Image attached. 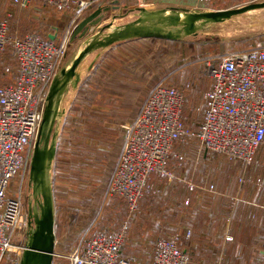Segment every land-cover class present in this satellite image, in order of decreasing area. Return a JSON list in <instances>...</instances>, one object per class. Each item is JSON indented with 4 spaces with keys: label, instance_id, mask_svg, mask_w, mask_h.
Here are the masks:
<instances>
[{
    "label": "rangeland",
    "instance_id": "1",
    "mask_svg": "<svg viewBox=\"0 0 264 264\" xmlns=\"http://www.w3.org/2000/svg\"><path fill=\"white\" fill-rule=\"evenodd\" d=\"M33 1L35 0H32L28 7L21 8L27 16H32V19L27 21V26L30 25V27L26 28V31H44L47 26L56 25L58 20L55 18L59 15L60 10L51 8L43 2H34V4ZM77 1L79 0H74L68 8V12L71 10V14L66 16L69 25L78 16V20L81 21L80 27H83L87 21L81 18H85L87 12L90 13L94 6L103 8L101 9L103 18H106L108 13H112L113 17L106 23L122 24L135 18L138 7L216 10L236 8L262 0H167L169 3L163 4H149L144 2L146 0H81L87 4L80 10H77V7L74 8V4L76 6L78 4ZM3 2L5 5L3 10H6L8 14L14 13V9L11 8L13 4L7 8L10 0ZM72 6L74 10L71 8ZM3 10L0 11L1 14H3ZM62 11L63 14H67L65 10ZM5 18L8 19V17ZM24 21L18 25L21 26ZM14 27L16 29L14 31L17 32V25ZM80 27L73 37L71 34L68 35L69 43L66 55L59 62L58 67L63 64L66 57L77 50L84 39L78 40L81 37ZM95 29L88 28L87 35L92 34ZM144 42L146 44L142 47L118 44L91 53L80 66L81 76L76 88L71 89L65 96L64 115L58 124L56 160L53 162L52 168V185L55 196L53 264H71L70 256H75V250L79 246H84L87 239L93 234L117 230L123 224L128 226V232H126L120 252L121 260L127 264H150L154 256L155 242L158 241L155 239L158 237L175 238L173 240L181 248L184 247L181 246L182 241L190 240L191 235V230L184 225L196 222L197 234H204L205 228L214 225V223L209 225L206 223V226L205 222L197 224L199 219H203L207 215L199 210L200 207L188 205L186 200L182 205L179 200L173 199L174 193L171 190L165 192L167 188L163 189L166 180H160L158 177L160 185L163 183L161 188L155 191L159 196L149 197L147 198L149 201L146 202L145 199L140 200L137 209L130 215L123 206L122 199L108 189L109 181L124 147V126L133 122L139 112L137 108L149 90L157 83L163 82L167 86L182 91L184 107L190 105L193 93L186 86L188 76L193 72L204 74L209 86L204 61L228 50H240L255 44L264 45V8L233 16L221 23L209 26L206 30L184 41H176L177 43H156L153 40ZM11 63L7 62L9 67L11 66L12 70L10 68V71L12 72L14 66ZM208 89L203 94L204 97L202 95L203 105ZM73 103L80 104L81 114L69 116V110ZM93 110H97V113H94ZM186 119H188L187 111L182 114V122L186 128H191L189 124H186ZM189 128L187 129L190 130ZM183 141V144L188 142L187 138ZM174 145L175 141L171 144V154L166 160L164 174L157 172L158 174L169 176V164L172 162L171 169L181 168V171L187 173V180L191 178L195 182L198 180L203 183L207 182L209 177L206 178L205 171L201 175H198L199 172L193 171L207 166V171L217 169L222 172L223 169H227L233 173L230 175L232 178L234 173L238 174L235 175V182L253 183L252 186H247L252 190V196L253 188L258 190L264 185V179H262L264 175L261 177L256 171L257 168H264V148L259 151L256 149L253 159L250 162L242 163L237 160L230 161L224 155L218 154L219 157L216 156V153L207 154L208 151L206 152L200 142H198V146L201 150L198 148L197 151L191 146L190 155L187 150V156L184 155L183 158L177 149L174 151ZM203 151L206 152L204 156L202 155ZM176 157L181 159H176ZM212 160L214 161L212 162ZM192 173L194 176H191ZM214 175L217 178L214 177L213 182L208 180L209 183L205 186L194 182L188 184L189 186L195 184L197 190H202L200 194L206 193V196H211L215 193L214 184L223 178V174L221 176ZM150 176L149 173L148 178ZM168 183L172 187L173 182ZM256 183L257 186H254ZM144 193L147 194V192ZM16 194L20 195L23 211L27 214V200L30 197L27 181L22 184L20 194L19 192ZM185 196L188 199L187 195ZM156 197L161 198L158 200ZM232 197L234 203L239 198L237 193H233ZM157 201L159 203L164 201L169 207L168 210L171 203L175 202L177 208L181 210L180 222H177L176 214L159 210ZM232 219L225 224L220 223L223 225V234L221 233L220 239L208 238L210 241L206 244L207 241L201 238L203 243V246H200L201 249L207 250L209 246H212L211 248L215 250L230 252V255L233 253L238 264L240 262L252 264L253 260L257 264H264V230L260 231V225L254 223L252 219L245 223H233ZM198 225L200 226L198 227ZM188 230L190 231L187 232ZM176 232L181 236V240L172 236ZM24 244L25 236L22 234L13 247V251L9 253L11 256L7 257L9 264H18L19 256H21L19 249L24 247ZM185 247L187 248V246Z\"/></svg>",
    "mask_w": 264,
    "mask_h": 264
},
{
    "label": "built area",
    "instance_id": "2",
    "mask_svg": "<svg viewBox=\"0 0 264 264\" xmlns=\"http://www.w3.org/2000/svg\"><path fill=\"white\" fill-rule=\"evenodd\" d=\"M31 1L10 3L26 8ZM35 1L57 10H67L74 2ZM77 3L78 10L87 4ZM8 29V20L0 19V56L9 49L14 61L12 72L11 67L0 72L11 80L0 84V259L10 257L20 235L25 236L27 214L20 195L10 193L20 194L27 181L45 97L69 43L66 34L55 43L37 33L13 37ZM204 67L209 89L197 132L182 122V91L163 82L149 90L133 122L124 126V147L108 189L122 199L130 215L137 209L148 174H164L171 144L177 139L196 137L205 150L242 163L250 162L264 142V45L228 50L204 61ZM126 232L128 226L123 224L117 230L93 234L70 256L71 264H127L120 258ZM173 239H158L150 264H188V255Z\"/></svg>",
    "mask_w": 264,
    "mask_h": 264
},
{
    "label": "water",
    "instance_id": "3",
    "mask_svg": "<svg viewBox=\"0 0 264 264\" xmlns=\"http://www.w3.org/2000/svg\"><path fill=\"white\" fill-rule=\"evenodd\" d=\"M260 8H264V0L216 10L138 7L134 19L122 24L105 23L82 40L77 50L66 57L56 70L45 97L28 171L27 230L18 264H53L55 207L52 168L58 124L64 115L65 96L80 81L82 62L95 51L133 39L184 41L211 25ZM48 37L52 40L54 35Z\"/></svg>",
    "mask_w": 264,
    "mask_h": 264
},
{
    "label": "crops",
    "instance_id": "4",
    "mask_svg": "<svg viewBox=\"0 0 264 264\" xmlns=\"http://www.w3.org/2000/svg\"><path fill=\"white\" fill-rule=\"evenodd\" d=\"M3 1L4 0H0V11L1 12L3 9H5V5H4ZM34 2L38 3V1H33L32 3H34ZM144 2H147L149 4H163L165 2L167 3L168 1L167 0H146ZM10 6H12V4L8 3L7 8ZM75 7H77L76 4H74V8ZM11 8L14 9V13L8 14L6 12V10H3V14H1V12H0L1 17L4 15V17H2V18L0 17V19H4L5 17H8V19H7L8 24H9L8 30L15 32L14 30H16V29H15L14 25L15 26L17 25V30L19 32L16 35L18 37H22L28 33H32V32H28V31L26 32V28L28 29L27 21L31 20L32 16L31 15L27 16L26 12L21 10V8L16 4L13 5ZM71 8L73 9V6ZM101 9H103V8H101V7L99 8L96 6L92 7V9L90 10V13L87 12L86 17L85 18L83 17L84 19L81 18L82 20L86 19V21H87V23L83 27L82 26L80 27L81 21L78 20V18H79L78 16H76V19L72 20L71 24L69 25L68 18L66 15L69 16V14H71L70 13L71 10H69V12H68V9L65 10L67 14H63L64 12L62 10H60L59 15L55 18V20H58L57 24L47 26V28H46L47 30L45 29L46 32L44 30V31H41L40 33H37V34H39L41 37L47 38V39H49V37H48L49 35H54V38L51 41H53L55 43H59V41L61 40V38L64 34H66L67 36L69 34H71L73 37V35H75L77 33L78 28L80 27L79 34L81 37L78 38V40L81 41V38L83 39L87 36L86 32H87L88 28L92 27L94 29L95 28L97 29L100 26H102L103 24H105L106 21L110 20L113 17L112 13H108V16L106 18L101 17V15H103ZM17 10H18V13H17ZM6 15H8V16H6ZM24 19H25V21H24ZM23 21H24V23L21 26H19L18 24L22 23ZM76 22H78V23L76 24ZM49 29H51V31H48ZM13 37H15V36H13ZM124 43L125 42H122L119 44H124ZM116 45H118V44H116ZM0 57L2 58L0 60V72L5 67H9L7 62L8 63L12 62L11 65L14 66V61L11 57V54L9 53V49H6ZM193 73L195 74V72H193ZM196 74L198 75L199 72H197ZM10 82H11V80L7 75L5 76V75L0 74V84H8ZM191 83H192V86L190 84L186 85L187 87H189L190 90H192L191 93H193L192 94V96H193L192 97V103L190 104V109L192 110L193 107H195L193 111H197L201 114L198 122H196L197 128L195 129V131L197 132L198 127H200V125H199L201 123L200 121H202V118H203V112H202V106H203L202 100L204 97L203 94L206 93V90L209 88V86H208V82L204 78H202V80L195 78ZM202 95H203V97H202ZM192 104H193V106H191ZM139 107H140V105H139ZM139 107L137 108L138 110H139ZM187 108H188V106L183 108L182 114L186 112ZM135 113H136V111H135ZM187 113L189 116V112H187ZM187 121L190 123V121H192L191 117L190 118L188 117ZM194 122H195V120L191 123L192 126H193ZM191 131H193V130L191 129ZM185 138H187L188 142L183 144V142H184L183 139H185ZM196 139H197L196 137H182V138L177 139L175 141L174 151L177 149L178 150L177 152L181 153L183 158H184V155L187 156V154H186L187 150H188V154L190 155L191 146L194 147L195 150L198 151V148H199L198 142L199 141ZM262 144H264V143H262ZM203 152L204 153L202 155L204 156L205 153L207 152V150H206V152L205 151H203ZM208 153H210V151H208L207 154ZM216 156H219V155L216 154ZM176 159H181V158L176 157ZM229 160L231 161V159H229ZM213 161L214 160H212V162ZM232 161H234V160H232ZM171 163L169 164V172H170L169 176H165V175L163 176L162 174H158L157 172H151L150 173L151 176L148 178V181H147L148 186H146V189L144 191V192H147V194H145L143 192L141 197L138 200V203L140 202V200L145 199L144 201L146 202V201H149V200H147V198H149V197L159 196L158 192H155V191H157L158 188H161V185L163 183L160 185V182L157 180V177L160 180H163V181L166 180L167 182L165 181L163 189L165 190V188H167V190H165V192L171 190L175 196L173 199L179 200L180 204L182 203V205L185 204V200H186L188 202V205H191L194 207H200L199 210L203 211L207 215V216H204L205 218L199 219L197 221V224H202L203 222H205V225H206V223L209 225L211 223H214V225L211 226L210 228H205L203 230L204 234H197L196 233V230H197L196 222H191V223H189V225L188 224L184 225L191 230L190 240H187L188 245H187V243L185 244V246H187L186 249L191 254V260H189L188 264H238L236 262L238 260L236 259V257H234V255H232L233 253H231V255H230V252H224V251L221 252L218 249L215 250L214 248H211L212 246H209L207 250H203V249H201L202 247H200V246H203L202 240H206L207 241L206 244H207L210 241V239L208 240V238L220 239L222 237L221 233L223 234V225H221V224H225V222L226 223L229 222L232 218H233L232 219L233 223H240V222L245 223V222L251 221V219H252L254 221V223L260 225V228H261L260 231L264 230V228H262V227H264V185H262L261 188L258 190L253 188V196H252V190L250 189V187H247V186H249V185L252 186L253 183L252 184H246L245 182H243V183H240L239 181L235 182V179H236L235 175H238V174L234 173V177L232 178V177H230V175H232L233 173L227 171V169H225V170L223 169L222 172H221V170L217 171V169L215 171H213L214 169H209L207 171V169H208V168H206L207 166H205V167L202 166L201 168H198L197 171L193 170L194 172H199L200 174H198V175L203 174L204 171H205V173H207L206 178L207 177H209V178L207 179V182L204 181V183H203L201 180H198L197 182L192 181L191 178H190V180H187L188 179L187 173H185L184 171H181L180 170L181 168H178V167L171 169ZM256 171H257V174H259L260 176L264 175V168H261V167L257 168ZM214 174H216V175L218 174L220 176H221V174H223V178L220 179L216 184H214L215 193L211 196H209V195L206 196L207 195L206 193L200 194V192L202 190L201 191L197 190V187L195 184L192 183L193 185H190V186L188 184L189 182H194V183H198V184L205 186L209 183V181H211V182L214 181V179H213L215 177ZM239 175H240V173H239ZM191 176H194V174L192 173ZM215 178H217V177H215ZM262 179H264V177H262ZM168 182H173L171 184L172 187L169 186ZM256 182H257V180H256ZM152 183L155 184V187H153ZM257 183L254 186H257ZM190 187H192V188H190ZM233 193H237V195L239 196L238 200H236L235 203L233 201L234 196L232 197ZM185 195H187L189 200L186 198ZM240 196H241V200H240ZM156 198L159 200L161 197H156ZM181 200H183V202H181ZM122 204H123V202H122ZM176 205L177 204L175 202H174V204L171 203V207H170L171 210L170 209L168 210L169 207L167 206V204L164 201L160 202V203L157 201V206H158L159 210H161V211L166 210L167 212L169 211L170 213H173V215L176 214L175 217H178L177 222H180L179 219H181V217L179 215L181 214V212H180L181 210H179V208H177ZM123 206H124V204H123ZM240 207H241V209H240ZM184 221H186V220H184ZM182 222H183V220H182ZM199 226L200 225H198V227ZM190 230H188L187 232H189ZM172 236L173 237L176 236L177 238L181 239V236L177 232ZM161 238H166V237L160 236L157 239H155V241L158 239H161ZM201 238H203V239L200 240ZM156 243H157V241L155 242V246H156ZM155 246H154L153 253L155 252ZM240 264H244V263L240 262Z\"/></svg>",
    "mask_w": 264,
    "mask_h": 264
},
{
    "label": "trees",
    "instance_id": "5",
    "mask_svg": "<svg viewBox=\"0 0 264 264\" xmlns=\"http://www.w3.org/2000/svg\"><path fill=\"white\" fill-rule=\"evenodd\" d=\"M30 27V25L28 26V28ZM27 32V31H26ZM28 32H32V33H40L41 31L39 30H32V31H28ZM8 33H9V35H11V36H15V37H18L16 34H18V30H17V32H13V31H9L8 30ZM14 33V34H13ZM46 37V36H45ZM147 40H153V41H155L156 43H158V42H172V43H174V42H176V41H170V40H164V39H153V38H139V39H133V40H130V41H126L124 44H130V45H136V46H143L144 44H146L144 41H147ZM177 43V42H176ZM197 72H195V74L194 73H192V74H190L189 76H188V79H187V84H190L191 86H192V81L195 79V78H198V79H200V80H202V78H204V79H206V77L204 76V74H196ZM143 97V96H142ZM142 97H141V99H142ZM144 98V97H143ZM141 99H140V101H141ZM140 103V102H139ZM190 104V103H189ZM138 105V104H137ZM188 106V108L186 109V111L187 112H189V118L191 117V120L192 121H190V123L187 121V119H186V124H189V125H191V123L195 120V122L193 123V126L191 125V127L192 128H189V127H187V128H189L190 130L192 129V130H194L195 131V129L197 128L196 127V122H198V120H199V117L201 116V114L199 113V112H197V111H193L194 110V108L195 107H193V109L191 110L190 109V105H186L185 107H187ZM191 106H193V104L191 105ZM80 104L79 103H73L72 104V107L70 108V110H69V113H70V115L69 116H74V115H79V114H81V110H80ZM94 111V113L96 112L97 113V110H93ZM91 123H93L92 121H91ZM200 125V124H199ZM198 129H199V127H198ZM262 143H264V142H262ZM261 143V144H262ZM260 144V146L258 147V151L260 150V149H262V148H264V144H262L261 145ZM257 153V152H256ZM256 155V154H255ZM259 155V154H258ZM55 160H56V156H55V159H54V162H55ZM252 175V174H251ZM54 190V189H53ZM17 192H13V191H11V195L12 196H17V194H16ZM53 197H54V207H55V196H54V191H53ZM181 240V239H180ZM188 241L187 240H183L182 241V245L181 246H184L185 247V244L187 243ZM184 247H181V249L183 250V251H185V253L188 255V259L189 260H191V254H190V252L187 250V249H185ZM154 250V249H153ZM0 264H9V261H8V259H7V257H3V258H1L0 259ZM252 264H257L254 260L252 261Z\"/></svg>",
    "mask_w": 264,
    "mask_h": 264
}]
</instances>
